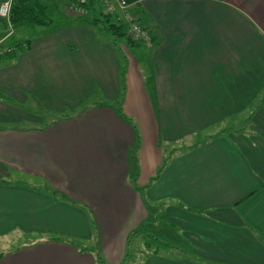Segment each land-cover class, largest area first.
<instances>
[{
  "label": "crops",
  "instance_id": "1",
  "mask_svg": "<svg viewBox=\"0 0 264 264\" xmlns=\"http://www.w3.org/2000/svg\"><path fill=\"white\" fill-rule=\"evenodd\" d=\"M30 3L64 20L0 64V238L34 235L0 251V264H97L96 253L122 263L129 234L149 217L130 183L135 133L106 104L122 94L123 56V110L140 131L138 186L162 208L156 228L168 244L185 236L192 246L184 254L161 244L167 254L132 264H264V0L136 1L152 41L122 42L121 54L110 34L69 18L67 0ZM94 89L105 99L85 103ZM35 104L75 111L41 125Z\"/></svg>",
  "mask_w": 264,
  "mask_h": 264
},
{
  "label": "trees",
  "instance_id": "2",
  "mask_svg": "<svg viewBox=\"0 0 264 264\" xmlns=\"http://www.w3.org/2000/svg\"><path fill=\"white\" fill-rule=\"evenodd\" d=\"M69 2H76V0H67ZM137 0H128L129 3H134ZM87 14L83 15L84 17H79V22L81 24H86L92 27L94 30L98 32H106L110 34L113 38V45L115 46L116 50L120 53L122 52L120 44L123 42L128 48H133L138 46L140 43L144 42L142 40L133 39V37L128 33V25L124 21L119 19V15L116 12H108L103 0H87L86 3ZM54 9H50L47 6H44L40 3L31 4L30 0H17L14 3V7L11 11L10 17V24L0 16V25H2L3 31L8 32L11 28L18 29L22 26L32 27L35 28L37 26H43L46 29H51L54 27H58L63 25L62 23H53L51 14ZM29 48L28 41L21 42V43H12L10 46L6 48H0V64L15 59L19 54L25 52ZM121 54V53H120ZM122 57V66L120 70L121 76V83H122V94L120 98L116 99L113 102L106 103L110 107H112L117 114L126 121L135 133V144L129 148V162H130V183L134 186V188L142 193V199L149 211L148 219L142 223L137 229L132 231L129 234L127 240V250L125 257L121 264H126L128 258L130 257V247L132 242L136 236H141L143 234L153 236L154 240H156V245L158 248H155L153 253H159L161 246V238L155 237V234L151 232L150 229L156 228L160 226L163 217V211L160 206L156 207L149 204L144 197L143 188L138 186V176L140 172L139 166V158H138V150L140 147V131L138 125L134 118L125 114L123 110V93L126 88L125 84V74L127 70V60L123 59ZM0 98H4L0 95ZM104 104V103H103ZM85 108H88L85 107ZM74 109H69L68 112L58 116L54 119L55 122H59L61 120L70 118L72 114H74ZM165 166V164H164ZM163 168V166H161ZM158 170V174L161 172L162 169ZM159 175H157L158 177ZM155 179V178H154ZM157 229V228H156ZM159 233V232H157ZM152 238V239H153ZM147 247H152L149 243L146 242ZM85 249H82V251ZM96 263L97 264H106L105 259L99 253H96Z\"/></svg>",
  "mask_w": 264,
  "mask_h": 264
},
{
  "label": "rangeland",
  "instance_id": "3",
  "mask_svg": "<svg viewBox=\"0 0 264 264\" xmlns=\"http://www.w3.org/2000/svg\"><path fill=\"white\" fill-rule=\"evenodd\" d=\"M67 2H69V1H67ZM14 3L15 2H12V9L14 7ZM57 3H58V5H59L60 8H63V5L61 4L60 1H58ZM67 7H68V4H67ZM67 12H68V15H69L68 17L69 18L77 19L79 17H84V16H82V15H80L78 13H75V12L71 11V9L69 7L67 8ZM51 17H52V21H53L54 24L55 23L56 24L57 23H61V20H64V18H62L60 16V14L58 12H55V11L52 12ZM46 30L47 29H45V27H43V26H37L35 28H32V27H30V28L29 27H21V28L18 29V35H16L17 38H15V32H16V30H14L13 35H10V34H8V32L7 33L4 32L3 31V28H2V25H0V48L1 47L6 48L7 46H10L12 43H15V42L20 41V40L21 41H26L28 38H32L36 34H39V33L43 32V31H46ZM98 36L101 39L105 35L98 34ZM13 40H15V41H13ZM146 57L148 59V56H146ZM143 73L145 74V77H146L147 88L150 89L151 88V84H150L151 78L150 77L153 75V72L150 69V65H149V62L148 61H147L146 65L143 68ZM96 90L97 89H94V92L92 93L91 97L88 98L85 103H95V102H99V101L105 99L104 96H103V94H101L100 90L97 91V92H96ZM34 109H36V110H33V111L37 114V117H35L33 120L40 121L41 122L40 123L41 125H44V124H46L48 122H51L52 120H54V119H56L58 117V114H56V113L54 114V113H51L50 111H46V110L38 107L37 104L34 105ZM32 124L33 123H30L28 126H31ZM38 124H39V122L36 121V125H38ZM211 134L210 135H208V134H203L202 135L201 134V137H200L199 140L200 141L201 140L203 141V140H206V138L208 136H213L214 135V134L213 135H211ZM172 146H173L172 145V142H169V143L165 144L163 147L164 148H167V150L169 152L170 151V148ZM175 146H177V143H176ZM168 154H170V153H168ZM154 183H156V182H154ZM145 193L146 192L143 189L144 197L146 198L147 202L152 205L153 203L151 202V200L149 199L148 196L146 197ZM172 200L173 199H167L166 201L169 204H171L172 203ZM90 217H91V220H92V223H93L94 222V218H93V216H92L91 213H90ZM149 232H151L150 234L154 233L155 234V237L157 236V237H160L161 238V240H162L161 241V244H162V246L165 249L167 247H169V245H170L171 247H174V248L179 249L180 251H183V253L184 252H188V253L191 254L190 251H191V247L192 246H188V244L186 243V241L188 239L187 237L183 236L185 238V241L178 240L179 241L178 245L177 244L173 245V244H168L169 241L170 242H174L173 240H170L169 239V241H167L166 240V237L163 238L160 235V233H157V232H159L158 229L152 228V229H150ZM18 233H13L12 235L7 236L6 238H0V251L5 250V248H9V249L14 248L17 245H19L21 242L26 241V240H30V238L32 236H34V235H32V233H23V232H20L21 234H18ZM40 235H41L40 233H36V237L37 236H40ZM51 235H52V237H59L61 239H63V238L64 239H67L70 242H73L74 244H76V246H78L80 248H83V247L84 248H91L92 247V244H93V242L90 241L89 239L82 238V237H77L75 235H73V236H70V235L68 236V235H65V234H62V235L51 234ZM152 238H153V236L146 235V234H143L141 236H136L134 238L133 242H132L131 247H130V257L128 258L126 264H132V261H133L134 258L136 259V261H138L140 259H144V255H146V253H148V252L153 253V251L155 250V248H158V247L156 245H154V244H156V240H154V238L153 239ZM146 242L149 243L150 245H152V247H147L146 246ZM176 245H177V247H176ZM163 247H161L159 249L161 251L160 252V255L163 254V253L167 254L166 251L162 250ZM177 252H179V251H177Z\"/></svg>",
  "mask_w": 264,
  "mask_h": 264
},
{
  "label": "built area",
  "instance_id": "4",
  "mask_svg": "<svg viewBox=\"0 0 264 264\" xmlns=\"http://www.w3.org/2000/svg\"><path fill=\"white\" fill-rule=\"evenodd\" d=\"M144 0H137V3H141ZM108 12H116L119 15V19L124 21L128 25V33L136 40H142L144 42H151L152 35L150 31L137 19V16L132 11V4L128 0H103ZM87 0H76L71 2L69 8L71 11L80 15L87 14L86 8ZM136 3V2H134ZM12 2L7 1L0 4V16L4 18L9 25L11 20ZM14 29L11 28L8 34L13 35Z\"/></svg>",
  "mask_w": 264,
  "mask_h": 264
}]
</instances>
